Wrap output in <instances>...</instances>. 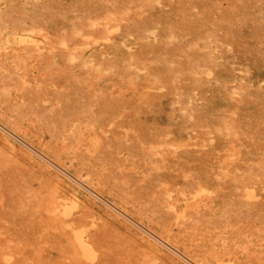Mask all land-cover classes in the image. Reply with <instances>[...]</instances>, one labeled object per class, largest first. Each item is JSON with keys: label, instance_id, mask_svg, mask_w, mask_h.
I'll use <instances>...</instances> for the list:
<instances>
[{"label": "rangeland", "instance_id": "rangeland-1", "mask_svg": "<svg viewBox=\"0 0 264 264\" xmlns=\"http://www.w3.org/2000/svg\"><path fill=\"white\" fill-rule=\"evenodd\" d=\"M24 1L26 3L24 4L25 6L22 4ZM6 7L8 9H6ZM0 8L3 13L1 15L3 19L0 16V19H2L0 22V30L3 28V33L0 34V39L2 38L0 40V44L2 45H0V56H2L0 57L2 62L0 65V73L2 74L3 70L4 72H7V70L11 72L9 74L8 72H3L4 75H0V77L2 76L0 79H4V76H8L5 77V82H0V84H2L0 88H7L6 90L1 89L0 91V97L3 98H0V107H2L0 113L6 112L7 114H1L2 118L0 116V264H225L227 261H232L233 264H264V166L262 168V165H264L262 164L264 161V153H261L262 148L264 151V80H262L264 77V0H0ZM14 9L15 12L17 11L16 13ZM19 10H21V12H25L24 10L31 12L29 13L26 11L22 14ZM33 11H35V15H33L36 16L34 17L36 19L32 16V18H29ZM27 13H29V16H26ZM24 14L26 15L23 16ZM40 14H43V18L42 16L39 17ZM44 14L54 20L47 19L48 16H44ZM16 16L20 19L16 20ZM106 16H108V21H106ZM6 19H8L9 22L6 21ZM30 19L33 22L34 20L38 22H34V25H31L32 29L30 26L31 23H27ZM91 19L93 21H91ZM4 21L6 24L7 22L9 24L6 25ZM17 21H22L21 25ZM45 21H47L48 26ZM15 22L16 25H14ZM24 22L25 24H23ZM52 22L55 24H52L55 26H53L55 29L49 25ZM69 22L70 24H74L70 25L68 24ZM37 24L38 28L36 26ZM76 24L79 28H77ZM44 25L46 26L44 27ZM7 26L8 28H6ZM107 27L111 29L109 30ZM140 27L142 28L140 29ZM70 29L73 30L71 31ZM10 30H16L19 33L15 39H12L10 35L12 31ZM21 31L33 34V38L28 37L22 39L26 34L20 33ZM35 31L36 33L34 34ZM38 34L40 35V39ZM45 35L49 37H45ZM11 39L13 41H11ZM12 42H14V44ZM23 42H29L27 45L30 47H27V45L25 46ZM20 44L25 47L23 48ZM15 45L17 49H20L19 52L15 50ZM113 45H115V49ZM6 46H8V48H5ZM35 46L36 50H34ZM9 47L13 48L10 49ZM31 47L33 49H31ZM48 51L49 54H47ZM76 51L77 53L75 54H77V57L74 55ZM81 51H83V53ZM157 51H161L160 53H164L163 55L166 57ZM15 52H17L16 55ZM80 52L82 54H80ZM12 53L14 54L12 55ZM63 54L67 56H63ZM4 55L7 59L4 58ZM11 55L13 57H11ZM78 55L82 58L80 56L78 57ZM156 55L161 56H159V58ZM119 56L122 57L123 65L125 61L128 63L126 65L125 62L126 69L122 65V62L119 63L121 60ZM170 56H172V61L168 60ZM63 57L64 59H62ZM67 57L68 60H65ZM9 58L13 59H11L13 63L15 62V64L12 62L9 63L10 66H8L10 68L7 66V61L10 60ZM164 58L167 60H164ZM206 59L209 61L207 62ZM75 60L77 61L75 62ZM141 60L144 61L142 62ZM203 61H206L205 64ZM223 61L225 63H223ZM78 62L80 63L79 66L77 65ZM191 62L196 63L193 65ZM116 63L117 65H115ZM149 63L155 66V68L152 66L154 69L151 67L153 70L149 67ZM187 63L188 65H193L191 68H193L192 71L195 70V72L191 71ZM199 63H202L200 67ZM210 63H212V65ZM139 64L141 65L139 66ZM109 65L111 67H109ZM113 65L117 66V68ZM217 65L219 67L225 65V68H227L225 70L221 67L223 71L220 70L221 68H218ZM6 66L8 68L7 70ZM11 66L13 68H11ZM17 66L19 68L22 66L24 67L20 68V71ZM146 66L153 71L154 75L152 71L145 68ZM15 67L19 71L15 69ZM122 67H124V70H121L123 69ZM187 67H189V69H187ZM229 67L231 70H228ZM24 68L27 70L25 71ZM158 68H160V71ZM169 68L172 69L174 74L173 76L171 75V81L169 74L172 73ZM156 69L157 71H155ZM166 69H169L167 71L169 73L168 76L167 73H165ZM163 70L164 72H161ZM227 70L234 73V75L231 73L232 77L234 76L233 79L232 77L230 78L231 74L227 72ZM13 71L15 75L12 74ZM17 71L18 75L20 74V78L16 76ZM120 71L123 73L126 71L128 73L123 74ZM201 71L204 73L202 76ZM22 72H24V74ZM148 74H150V76ZM155 74L157 76H155ZM11 75L12 77L14 76L13 79H11ZM193 75H195L194 77L200 75L198 77L199 79L197 78L196 81ZM148 76L149 81L147 79ZM165 76L167 79H165ZM211 76H214L215 79L213 78V80ZM254 76L258 81H256L257 79ZM218 77L221 79L217 80ZM227 77L229 80H227ZM6 78H8L9 81H6L8 80ZM205 78L206 81L209 80L206 82ZM16 79L22 80V82H20L22 84L19 85V80L17 81ZM24 79L26 81L28 79V82ZM114 79L116 82L115 84ZM14 80H16L18 84L15 83ZM6 82H9L8 85L12 83L15 84V86L7 87V84H4L6 85L5 87L3 83ZM222 82L225 84L224 87L220 86ZM244 82L249 84L246 85ZM250 83L252 84L251 86ZM188 89L189 94L186 92ZM233 89H236V93ZM238 89L244 93H238L240 92ZM245 90H247V94H251V90H253V92L251 95H247ZM20 91L22 93L19 95ZM254 92L255 96L253 95ZM21 94L24 95L23 98ZM5 95L10 97L7 98ZM180 96L182 99V96H184L183 100L186 102L182 99L180 102ZM12 99H14L13 102L11 101ZM7 100L9 104L6 102ZM174 100L176 102H174ZM16 101L20 102H17L18 107L15 106ZM235 101L236 103H234ZM258 101L263 103L260 104L259 102L256 104ZM182 102L184 105L181 104ZM13 103L14 106L11 105ZM226 103L230 108L235 107L232 110L230 108L227 109L228 107L225 106ZM185 105L187 108L190 107L189 110L187 109L189 113L187 117ZM219 105H222V108L219 107ZM236 106L238 107L236 108ZM4 108L7 111H5ZM14 108H16V110H14ZM178 109H181L182 113H184L183 117ZM219 109H226V113L228 110L230 111L226 115L225 112ZM8 110L10 112L12 110V112L9 113ZM13 111L17 113L14 114ZM174 111H176V113ZM27 112L28 115L26 118ZM217 112L218 115L215 116ZM18 113H20L21 117ZM169 113L172 114L173 117H170L171 115ZM219 113L220 115H225L220 116ZM12 114L16 117L17 115L19 116L16 118ZM8 115L10 117L6 120L5 118H7ZM79 116L82 118L78 119ZM185 117L187 121L184 120ZM206 117H209L210 121L207 120L208 118L204 121ZM216 117L219 119L217 120ZM220 117H223L224 121L220 119ZM227 117H231V120L229 119V121ZM22 118L24 119L23 121ZM69 118H72V120ZM175 118L178 120L175 121ZM10 119L12 122H14V120L17 121L11 125V122H9ZM76 119L78 121H76ZM181 120L185 122L182 123ZM219 120H221L223 124H218ZM7 121L9 124H6ZM82 121L85 123L83 124ZM171 121L173 124H171ZM166 122L168 125H165L166 127L170 126L169 129L168 127L166 128L165 125H162ZM207 122H209V124ZM227 122L230 123L228 127H226L227 124H225ZM17 123L20 125V127L18 126L20 130L13 126L16 125L17 127ZM61 123L64 126H62ZM75 123L77 124V128H74L76 127ZM160 123H162V127ZM186 123L187 126H191L185 127L184 124ZM201 123H204L205 126L203 124L201 125ZM97 124H99L98 126L100 127L97 128ZM180 124L181 126L183 125L181 128L179 127ZM220 124L223 126H219ZM176 125L178 127H176ZM68 126L73 127V129L70 128L68 131ZM88 126L89 130L86 129ZM25 127H27V129ZM63 127H66L67 131L66 128H64V130ZM90 127L92 130H90ZM257 127H260L258 129H260V133L263 134L259 133ZM59 128L60 130L62 129L60 134L56 132ZM84 128L89 133L86 130L83 133ZM33 129H35L36 132ZM164 129L166 130L163 131ZM27 130H29V133ZM80 130L86 137H83L84 135L79 132ZM97 130L100 131L98 132ZM51 131L53 132V137ZM91 131H93V133ZM163 132L168 133L166 134ZM67 133L68 135H73L75 138L65 135ZM57 134H59V137ZM91 134L94 135V137H92ZM183 134H185L186 137ZM161 135L163 136V140ZM175 135L176 138H174ZM179 135L184 137L181 138ZM25 136L27 138H25ZM261 136L263 138H261ZM56 137H58L59 140L65 137L71 139L65 138L66 140L63 139V142H61L58 141V138L56 140ZM80 137L86 139H83V144H86V146L82 144ZM178 137H180V140ZM44 139L45 143L47 142L48 144L54 145H57V143L61 145V143L65 144L66 142V146L63 144L60 146V149L59 145H49V153L47 152L49 151V146L47 143H44ZM78 139L81 143H78ZM87 139H90L88 140L90 143H84ZM53 140L57 141V143ZM68 140H72L73 142L71 141V143ZM174 140H178L180 143H175L176 141ZM260 140H262V142ZM37 142H39V144H37ZM54 147L58 150L60 149L59 152L61 153L57 152L55 149V156L53 154L51 156V152L53 153L51 149ZM64 147L65 149H63ZM43 148L48 150L46 151ZM91 148L93 150H91ZM72 151L76 154H73ZM256 151L260 153L258 154ZM46 152L48 154H46ZM83 153L85 155H83ZM250 153L252 155H250ZM257 154L259 156L261 154L262 157L260 158H263V161L257 157ZM57 155H59L60 158L56 157ZM247 155L249 159L246 157ZM73 156L74 158H72ZM79 156H84L85 161H83L84 157H82V160L80 158L83 162L76 159L79 158ZM252 157L256 158L257 161ZM55 158L59 159V161L64 159V161L61 160L59 162ZM87 159L89 164H87ZM76 160H78V162ZM70 161H72L71 163L73 164H71ZM76 162H80L78 164L80 166L76 168L79 170L81 167V172H78L79 174H77V170L75 172ZM134 162L139 164H135ZM217 162L220 163L221 166ZM247 162L250 165H248ZM92 163H94V166ZM259 163H261V166ZM223 164H225V167ZM251 164L252 166L256 164L261 170L263 169V172H261V170L258 171L256 168L257 166H254L255 169H252ZM89 165L94 167V173L91 171L93 170V168H91L92 166L90 167ZM214 165H217V169ZM88 166L92 173L88 171ZM82 167L85 168L83 169ZM137 168L145 170L141 174L142 170ZM64 170L67 173L63 172ZM252 170L254 173L257 171V173H252ZM135 171H137V174L141 177L138 176ZM248 172L251 173V176L248 175ZM68 174L71 175L69 176ZM133 175H137L143 179L138 178L137 180L136 176L134 179ZM88 176H90L91 179ZM102 176L104 179H108L103 180ZM252 176H255V178ZM237 177H245L244 180L240 178L245 183L241 180L238 181ZM260 177L263 179L261 180ZM213 178H215V180ZM256 178L258 179L256 180ZM129 179L133 181L131 182ZM207 179H213V181L216 182L211 181L213 184L212 186L210 185V181H206ZM247 179H250L249 182ZM101 180H103V182H101L100 185L99 182ZM129 181L131 182L129 184L134 185H128ZM169 181L171 183L173 182L171 185L176 181L175 185L171 187ZM236 181H238L239 184ZM257 181L259 182V188H257ZM108 182L110 184H108ZM217 182L219 183L217 184ZM165 183H168L167 186H169L165 188L164 192ZM231 183H234L235 186L233 184V187L236 188H233ZM120 184L125 187L122 186V188L119 186ZM98 185L100 186L98 187ZM102 185L104 187L103 189ZM216 185H218L217 187H219L218 189L220 190H216ZM207 186L210 188H207ZM211 186L213 188H211ZM106 187L109 189L106 190ZM202 187L203 190L207 189L203 192ZM237 187L239 190L240 188L243 189V193L240 192L242 195L238 193ZM124 188L125 190H130L129 195H126L128 191L126 192L123 190ZM153 188L156 190L152 191ZM185 188L190 189H187V191ZM248 188H250V190H248ZM117 189L118 191L122 189L125 193L121 190L122 193L120 191L119 193L121 194H119L117 193ZM174 189L178 190L176 191ZM256 189H258V191ZM206 191L208 192L207 194ZM153 192L157 198L153 197ZM168 192L169 194H167ZM196 192L200 193L197 194ZM116 193L119 197H113ZM157 193L164 194L161 196ZM122 194L124 197H121V199L120 195L123 196ZM157 195L161 197L159 196L158 199ZM176 195L180 196L178 197ZM201 195L205 196L199 197ZM256 195L258 196L256 197ZM130 196L132 198H128ZM171 196L172 198L175 196V201ZM25 197L26 200L24 199ZM241 197L246 199H242ZM125 198L136 200L133 202L130 200L129 202L127 199L128 202L127 200L124 202ZM161 198L163 199L160 200ZM183 199H185V201ZM163 200H165V202ZM194 200H198V204L196 202L194 203ZM126 202L128 205L125 204ZM209 202L210 204H208ZM211 202L213 204H211ZM234 202L237 203L235 204ZM241 202H243V204L246 203V205H242ZM21 203L25 205H21ZM27 203L28 205L29 203L31 204L28 206ZM203 203H205V207ZM140 204L142 206H138ZM143 204L145 206H143ZM194 204H197L198 206H196L198 208L195 207ZM131 205L137 206V208L135 209L134 206L132 207ZM174 205L175 209H173ZM36 206L37 208L40 206V209L38 208V210ZM189 206H191V208L193 207L190 211L193 212L195 210V213L189 212L190 214L187 215V209L190 208ZM206 207L209 208V210H205L204 208ZM132 208H134L135 211ZM42 209L44 212H42ZM139 209L146 210L147 212L144 211V213L147 216L149 215V217L143 212L140 213ZM163 209L165 211L170 210V212L172 211L173 213L168 211L165 212ZM203 209L204 212L201 211ZM129 211L132 212V214L129 213ZM157 211H159V213H157ZM137 212H139V215L134 216L135 213L138 214ZM149 212L153 215L152 219ZM43 213L47 217L49 215L51 216L47 218ZM140 214L144 216L142 215L141 217ZM172 215L176 220L172 218ZM181 216H183V219ZM157 217H159V219ZM44 218H47L45 219L46 222ZM67 218L74 224L68 223L69 220H67ZM138 218H140V220ZM149 218L150 220H155V222L157 221V223L150 222ZM48 220H51V222H48ZM167 220H170L171 223H166ZM214 220V223L221 225L222 228L216 224L212 226ZM58 222L59 224H57ZM163 222L167 225H164ZM227 222L230 226H227ZM146 223H148L149 229L146 228ZM50 224H53V226L51 227ZM63 224L64 226H61ZM224 224L227 227H225ZM58 226L59 229L57 228ZM70 226L74 228L69 229L71 228ZM162 226L163 228L161 229ZM62 227H64V230ZM169 227H172L174 230L172 228L170 230ZM65 228L68 230L67 232H69L68 235H66L67 237L64 234L67 233ZM84 228H86V230H84ZM219 228H221L222 232H220L221 230ZM153 229H156L157 232ZM164 229L168 230L167 234ZM74 230L80 231L84 235L85 240L90 245L92 244V248H95V257L92 259L85 258L76 253L77 250L75 248H77V246H74L75 241L73 238ZM159 231L164 232L166 235L163 233L161 234ZM84 232L86 233L84 234ZM59 233L63 236V241L58 236ZM69 235H72V238ZM171 235L176 239L174 240ZM182 235L184 237H181ZM165 236L168 237V240L165 239ZM91 237L93 238L92 241L95 242L89 239ZM185 237H188L189 241L187 238L185 239ZM178 238L179 241L181 239V241L183 240L184 242L177 241ZM172 239L173 243L175 242L174 244L172 243ZM188 242H190L191 245ZM194 242H196L197 247ZM65 244H69L74 250H68V248H71L67 247ZM186 244L190 245V247L195 245L194 247L195 251L197 250V254L192 246L193 248L189 247L190 249H188V251L190 250V255H187L186 251L188 245ZM96 245H98L97 247L99 249ZM183 246L186 248H183ZM203 247L204 249L206 247V250H204L205 252L203 251ZM184 249L186 250L183 251ZM193 251L195 252L194 256L192 254ZM208 251L210 253L213 252L211 254L213 257ZM99 252H102L100 254L101 256ZM216 253L218 254L216 255ZM196 255H198V258H196ZM214 255L219 256L220 261ZM185 258H188V260ZM214 258H217V261ZM81 260L83 261L81 262ZM203 260L206 261L204 262ZM84 261L87 263H84ZM192 261L193 263H191Z\"/></svg>", "mask_w": 264, "mask_h": 264}, {"label": "bare ground", "instance_id": "bare-ground-1", "mask_svg": "<svg viewBox=\"0 0 264 264\" xmlns=\"http://www.w3.org/2000/svg\"><path fill=\"white\" fill-rule=\"evenodd\" d=\"M21 1H22V0H21ZM8 2H9V1H8ZM8 2H6V3H8ZM26 2H27V1H26ZM28 2H29V1H28ZM9 4H11V3H9ZM19 4H20V3H19ZM22 4H23V6H25V5H24V4H26L25 1H24V3H22ZM22 4H20V5H22ZM6 5H8V4H6ZM17 5H18V4H17ZM3 7H5V6H3ZM17 7H18V6H17ZM11 8H12V7H11ZM0 9H1V8H0ZM2 9H5V8H2ZM6 9H8V8L6 7ZM35 9H36V8H35ZM28 10H29V9H28ZM30 10H31V9H30ZM37 10H38V9H37ZM37 10H36V12H37ZM11 11H13V10H11ZM19 11L21 12V10H19ZM24 11L26 12L27 10H24ZM31 11H32V10H31ZM31 11H27V12L30 13ZM38 11H39V10H38ZM14 12H15V9H14ZM16 12H17V11H16ZM16 12H15V13H16ZM20 12H19V13H20ZM25 12H21V13L23 14V13H25ZM34 12H35V11H33L32 14H31L30 16H29V13H27V15L24 14L23 16L26 15V16H29V18L32 16V17L34 18V17H36V16H34V15H35ZM40 12H41V10H40ZM126 12H128V11H126ZM7 13H8V12H7ZM7 13H6V14H7ZM10 13H12V12H10ZM2 14H3V13H2V11L0 10V16H1ZM33 14H34V15H33ZM9 15H10V14H9ZM12 15H13V14H12ZM37 15H38V14H37ZM5 16H6V15H5ZM17 16H18V15H17ZM17 16H16V17H17ZM21 16H22V15H21ZM23 16H22V17H23ZM41 16H42V18H43V14H40L39 17H41ZM44 16H48V15H45V14H44ZM32 17H31V18H32ZM37 17H38V16H37ZM39 17H38V18H39ZM106 17H107V19H106V18H104V19H106V21H108V16H106ZM1 18H2V16H1ZM10 18H11V17H10ZM45 18H46V17H45ZM48 18H49V20H52V19H53V18L50 19L49 16L47 17V19H48ZM91 18H94V17H91ZM2 19H3V18H2ZM2 19H0V22H1ZM14 19H15V18H14ZM17 19H20V18L17 17L16 20H17ZM34 19H36V18H34ZM16 20H15V21H16ZM21 20H24V19H21ZM40 20H41V19H40ZM45 20H46V19H45ZM53 20H54V19H53ZM89 20H90V19H89ZM98 20H99V18H98ZM6 21H8V19H6ZM25 21H27V20H25ZM47 21H48V20H47ZM47 21H45V22L47 23ZM91 21H93V20L91 19ZM104 21H105V20H104ZM104 21H103V22H104ZM8 22H9V21H8ZM8 22H7V24H9ZM17 22L21 25V22H22V21H21V22H20V21H17ZM29 22H30L31 24H30ZM32 22H33V21L30 19V21H28L27 23L30 24V26H31V25H34V22L38 23V22L35 21V20H34L33 24H32ZM45 22H44V23H45ZM99 22H100V21H99ZM99 22H98V23H99ZM109 22H110V20H109ZM111 22H112V21H111ZM4 23L6 24L5 21H4ZM92 23H93V22H92ZM104 23H105V22H104ZM7 24H6V25H7ZM23 24H25V22H24ZM52 24H54V23L52 22V23L49 24V25H51V26L53 27L55 24H54V25H52ZM68 24H70V22H69ZM71 24H74V23H71ZM71 24H70V25H71ZM112 24H113V23H112ZM0 25H1V24H0ZM14 25H16V22L14 23ZM20 25H19V26H20ZM46 25L48 26V23H47ZM46 25H44V27H45ZM110 25H111V24H110ZM36 26H37V28H38V24H37ZM40 26H41V25H40ZM64 26H66V25H64ZM64 26H63V27H64ZM76 26H77V24H76ZM107 26H108V25H107ZM0 27H1V26H0ZM10 27H11V25H10ZM13 27H14V26H13ZM54 27H55V26H54ZM54 27H53V28H54ZM61 27H62V26H61ZM111 27H112V26H111ZM114 27H115V26H114ZM144 27H145V26H144ZM6 28H8V26H7ZM25 28H26V25H25ZM40 28H41V27H40ZM49 28H50V26H49ZM70 28H71V26H70ZM72 28H73V26H72ZM77 28H79V27L77 26ZM141 28H142V27H140V29H141ZM2 29H3V28H2ZM2 29L0 30V34L3 33V32H2ZM9 29H10V28H9ZM11 29H13V28H11ZM14 29H15V28H14ZM19 29H20V28H19ZM28 29H30V28H28ZM28 29H25V30H28ZM31 29H32V26H31ZM54 29H55V28H54ZM54 29H52V30H54ZM60 29H61V28H60ZM67 29H68V28H67ZM74 29H75V28H74ZM107 29L110 30L111 28H108V27H107ZM116 29H117V27H116ZM16 30H17V28H16ZM16 30H10V31H12L11 34H10L11 37H12V39H13V38L15 39V38L17 37V34H19ZM20 30H21V29H20ZM20 30H19V31H20ZM23 30H24V29H23ZM42 30H43V29H42ZM57 30H58V29H57ZM63 30H64V29H63ZM70 30H71V29H70ZM72 30H73V29H72ZM72 30H71V31H72ZM76 30H77V29H76ZM109 30H108V31H109ZM155 30H156V29H155ZM155 30H154V32H155ZM50 31H51V30H50ZM41 32H42V31H41ZM154 32H153V33H154ZM9 33H10V32H9ZM20 33H25V34H26V36H25V37H22V39H25V38H28V37L33 38V34H31V33H29V32H24V31L22 32V31H21ZM35 33H36V31L34 32V34H35ZM74 33H75V32H74ZM151 33H152V30H151ZM5 35H6V34H5ZM5 35H4V36H5ZM10 35H8V36H10ZM22 35H23V34H22ZM38 35H39V34H38ZM49 35H50V34H49ZM0 36H1V35H0ZM46 36H48V35H45V37H46ZM48 37H49V36H48ZM105 37H106V36H105ZM41 38H42V37H41ZM137 38H138V37H137ZM1 39H2V38H1ZM1 39H0V40H1ZM4 39H5V38H4ZM12 39H11V41H13ZM39 39H40V35H39ZM47 39H48V38H47ZM65 39H66V38H65ZM104 39H105V38H104ZM16 40H17V39H16ZM16 40H15V41H16ZM36 40H37V39H36ZM45 40H46V39H45ZM57 40H58V39H57ZM107 40H108V39H107ZM2 41H6V40H2ZM9 41H10V40H9ZM91 41H93V40H91ZM17 42H18V41H17ZM17 42H16V43H17ZM98 42H99V41H98ZM117 42H118V41H117ZM121 42H122V41H121ZM0 43H1V41H0ZM10 43H11V42H10ZM12 43L14 44V42H12ZM23 43H25V44H24L25 46H26L27 44H29V42H28V43H27V42H23ZM23 43H22V44H23ZM35 43H36V42H35ZM42 43H43V42H42ZM44 43H45V42H44ZM49 43H50V42H49ZM49 43H48V44H49ZM114 43H115V42H114ZM132 43H133V41H132ZM5 44H6V43H5ZM8 44H9V43H8ZM31 44H34V43H31ZM45 44H47V43H45ZM67 44H68V43H67ZM95 44H96V43H95ZM112 44H113V43H112ZM0 45H1V44H0ZM20 45H21V44H20ZM24 45H21V46L24 48V47H25ZM38 45H40V44H38ZM69 45H70V44H69ZM71 45H72V43H71ZM115 45H116V44H115ZM115 45H113V47H114ZM118 45H119V44H118ZM1 46H2V45H1ZM21 46H18V47H21ZM31 46H32V45H31ZM33 46H34V45H33ZM120 46H123V45H120ZM15 47H16L15 50H18V52H19L20 49H17V46H16V45H15ZM22 47H21V48H22ZM27 47H30V46L27 45ZM5 48H8V46H6ZM9 48H10V47H9ZM12 48H13V47H12ZM12 48H10V49H12ZM40 48H41V47H40ZM83 48H85V47H83ZM119 48H120V47H119ZM122 48H123V47H122ZM10 49H9V50H10ZM31 49H33V48L31 47ZM79 49H80V48H79ZM85 49H86V48H85ZM112 49H113V48H112ZM112 49H111V50H112ZM114 49H115V47H114ZM120 49H121V48H120ZM166 49H167V48H166ZM166 49H165V51H166V53H167V50H166ZM34 50H36V46H35V49H34ZM37 50H38V47H37ZM80 50H83V49H80ZM118 50H119V49H118ZM7 51H8V49H7ZM77 51H78V50H77ZM77 51L74 52V55H76V57H77V54H75V53H77ZM120 51H121V50H120ZM5 52H6V50H5ZM8 52H9V51H8ZM81 52L83 53V51H81ZM81 52H80V54H82ZM157 52L160 53L161 51H160V52L157 51ZM162 52H163V51H162ZM16 53H17V52H15V55H16ZM67 53H68V52H67ZM67 53H66V54H67ZM78 53H79V52H78ZM113 53H114V52H113ZM119 53H120V52H119ZM158 53H157V54H158ZM2 54H3V53H2ZM10 54H11V52H10ZM13 54H14V53H12V55H13ZM19 54H20V53H19ZM19 54H18V55H19ZM47 54H49V51H48ZM66 54H65V55L63 54V56H67L69 53H68L67 55H66ZM117 54H118V53H117ZM160 54L163 55L164 53H160ZM169 54H170V53H169ZM0 55H1V53H0ZM6 55H7V54H6ZM12 55H11V57H13ZM20 55H21V54H20ZM70 55H71V53H70ZM70 55H69V57H70ZM118 55H119V54H118ZM118 55H117V57H118ZM167 55H168V54H167ZM4 56H5V55H4ZM79 56H80V55H78V57H79ZM83 56H84V55H83ZM97 56H98V55H97ZM120 56H121V55H120ZM120 56H119V57H120ZM156 56H157V55H156ZM156 56H155V57H156ZM159 56H161V55H158L157 57H159ZM163 56H165V55H163ZM0 57H2V56H0ZM48 57H49V55H48ZM73 57H74V56H73ZM80 57H81V56H80ZM155 57H152V58H155ZM165 57H166V56H165ZM171 57H172V56H170V58H169L168 60H171V59H172ZM4 58H6V56H5ZM44 58H45V57H44ZM81 58H82V57H81ZM120 58H121V60L119 61V63L123 61V60H122V57H120ZM159 58H160V57H159ZM159 58H158V60H159ZM167 58H168V57H167ZM211 58H212V57H211ZM6 59H7V58H6ZM9 59H10V60L7 61V62H8L7 66L9 65L10 62L13 63V61H11L12 58H9ZM62 59H64V57H63ZM69 59H71V58H69ZM118 59H119V58H118ZM144 59H145V58H144ZM146 59H147V58H146ZM149 59H151V58H149ZM161 59H162V58H161ZM165 59H166V58H164V60H165ZM207 59H209V58H207ZM207 59H206V61L208 62L209 60H207ZM12 60H13V59H12ZM14 60H15V58H14ZM65 60H68V57H67V59H65ZM79 60H80V59H79ZM82 60H83V59H82ZM94 60H95V59H94ZM94 60H92V61H94ZM125 60H126V59H125ZM151 60H152V59H151ZM151 60H150V61H151ZM156 60H157V59H156ZM166 60H167V59H166ZM172 60H173V59H172ZM172 60H171V61H172ZM204 60H205V59H204ZM213 60H214V58H213ZM47 61H48V60H47ZM76 61H77V60H75V62H76ZM141 61L143 62L144 60H141ZM146 61H148V60H146ZM154 61H155V60H154ZM190 61H191V60H190ZM190 61H189V62H190ZM193 61H194V60H193ZM206 61H205V62H206ZM211 61H212V60H211ZM220 61H221V60H220ZM0 62H1V60H0ZM70 62H72V61H70ZM75 62H74V64H75ZM80 62H81V61H80ZM83 62H84V60H83ZM88 62H89V61H88ZM94 62H95V61H94ZM94 62H93V63H94ZM125 62H126V61H125ZM125 62H124V65H123V62H122V65H123V66L125 67V69H126V65H127L128 63L126 62V65H125ZM130 62H131V61H130ZM130 62H129V63H130ZM159 62H160V61H159ZM163 62H164V61H163ZM199 62H201V61H199ZM205 62L203 61L204 64H205ZM93 63H91V64H93ZM95 63H96V62H95ZM95 63H94V64H95ZM99 63H100V62H99ZM101 63H102V62H101ZM132 63H134V62H132ZM144 63H145V62H144ZM144 63H142V64H144ZM147 63H148V62H147ZM156 63H157V62H156ZM191 63L194 65V63H196V62H194V63L191 62ZM197 63H198V62H197ZM212 63H213V62H212ZM212 63H210V64L212 65ZM214 63H215V62H214ZM223 63H225V62L223 61ZM1 64H2V62L0 63V65H1ZM13 64H15V62H14ZM79 64H80V63L78 62L77 65L79 66ZM152 64H153V62H152ZM154 64H155V63H154ZM158 64H159V63H158ZM192 64L188 65V63H187V65L190 67L191 71H192V69H193V68H191V67H193ZM200 64L202 65V63H199V67H200ZM216 64H217V63H216ZM221 64H222V63H221ZM3 65H4V64H3ZM3 65H2V66H3ZM18 65H19V64H18ZM97 65H98V63H97ZM111 65H112V64H111ZM115 65H117V63H116ZM115 65H113V66H114L115 68H117V66H115ZM120 65H121V64H120ZM140 65H141V64H139V66H140ZM149 65H150V63H149ZM156 65H157V64H156ZM191 65H192V66H191ZM7 66H6V70L8 69ZM9 66H10V65H9ZM9 66H8V67H9ZM12 66H13V65H12ZM12 66H11V68H13ZM86 66H87V65H86ZM88 66H89V65H88ZM90 66H91V65H90ZM93 66H94V65H93ZM129 66H130V65H129ZM135 66H138V65H135ZM139 66H138V67H139ZM152 66H153V65H150L149 67L151 68ZM4 67H5V66H4ZM22 67H24V66H22ZM22 67H20V68H22ZM109 67H111V66L109 65ZM114 67H113V68H114ZM118 67H119V66H118ZM124 67H122L123 69H121V70H124ZM141 67H142V66H141ZM153 67L155 68V66H153ZM153 67H152V68H153ZM157 67H158V65H157ZM189 67H187V69H189ZM195 67H196V66H195ZM207 67H208V66H207ZM213 67H214V66H213ZM217 67H218V68L223 67V69H225V70H226V68H227V67L225 68V65H224V66L222 65L221 67H219V66L217 65ZM249 67H250V66H249ZM1 68H3V67H1ZM9 68H10V67H9ZM17 68H19V67L17 66ZM17 68L15 67V69H17ZM20 68H19V70H20ZM92 68H94V67H92ZM104 68H105V67H104ZM120 68H121V66H120ZM120 68H119V70H120ZM127 68H128V67H127ZM130 68H131V67H130ZM145 68H147V66H146ZM150 68H149V69L147 68V70L152 71V70L154 69V68H153V69L151 68V69H152V70H151ZM165 68H166V67H165ZM167 68H168V67H167ZM214 68H215V67H214ZM218 68H217V69H218ZM3 69H4V68H3ZM15 69H14V71H15ZM24 69H25V68H24ZM95 69H96V68H95ZM158 69H159V71H160V68H158ZM169 69H171V68H169ZM169 69H166V70H165V71H166L165 73H167V76H168V74H169V73L167 72ZM212 69H213V68H212ZM212 69H211V70H212ZM223 69L221 68L220 70H223ZM229 69L231 70L230 67L228 68V70H229ZM17 70H18V69H17ZM19 70H18V71H19ZM26 70H27V69H25V71H26ZM127 70H128V69H127ZM213 70H214V69H213ZM215 70H216V69H215ZM218 70H219V69H218ZM218 70H216V71H218ZM220 70H219V71H220ZM228 70H227V72H229ZM248 70H249V69H248ZM250 70H251V69H250ZM14 71L12 72V74L14 73ZM18 71H17V73H16V74H17L16 76H18V77L20 78V74L18 75ZM20 71H21V70H20ZM23 71H24V70H23ZM25 71H24V72H25ZM128 71H129V70H128ZM155 71H157V69H156ZM223 71H224V70H223ZM3 72H4V70H3ZM3 72H2V74L0 73V75L3 76V75H4ZM7 72H8V70H7ZM7 72H4V73H7ZM24 72H22V73L24 74ZM120 72H121V71H120ZM145 72H149V71H145ZM161 72H164V70L161 71ZM161 72H160V73H161ZM170 72L172 73V74H169L170 81H171V80H172L171 75L173 76L174 74H173L172 69L170 70ZM188 72H189V71H188ZM192 72H195V70H193ZM202 72H203V71H201V73H202ZM220 72H221V71H220ZM227 72H225V73H227ZM9 73H11V72H8V74H9ZM19 73H20V72H19ZM22 73H21V74H22ZM121 73H123V72H121ZM125 73H128V72L124 71L123 74H125ZM152 73H153V71H152ZM197 73H198V72H197ZM201 73H199V74H201ZM215 73H216V72H215ZM229 73L231 74V73H233V72H229ZM229 73H228V74H229ZM42 74H43V73H42ZM161 74H162V73H161ZM191 74H192V73H191ZM203 74H204V73H202L201 76H202ZM205 74H207V73H205ZM211 74H212V73H211ZM228 74H227V75H228ZM248 74H249V73H248ZM6 75H7V74H6ZM13 75H15V74H13ZM27 75H28V74H27ZM112 75H113V74H112ZM114 75H115V74H114ZM118 75H119V72H118ZM129 75H130V74H129ZM148 75L150 76V74H148ZM153 75H154V73H153ZM197 75H198V74H197ZM216 75H221V74H216ZM233 75H234V73H233ZM250 75H253V74H250ZM2 76H1L0 78H2ZM9 76H10V75H9ZM16 76H15V77H16ZM23 76H25V75H23ZM149 76H148V78H147L148 81H149ZM151 76H152V75H151ZM155 76H157V75L155 74ZM194 76H195V75H193V78H196V81H197V78H198L200 75L197 76V77H194ZM243 76H244V75H243ZM5 77H8V76H4V79H5ZM11 77H12V75H11ZM11 77H10V78H11ZM13 77H14V76H13ZM13 77H12L11 79H13ZM116 77H117V74H116ZM116 77H115V79H116ZM208 77H209V76H208ZM211 77H212V76H211ZM220 77H223V76H220ZM220 77H218L217 80H220V79H221ZM231 77H232V74L230 75V78H231ZM233 77H234V76H233ZM233 77H232V79H233ZM248 77H249V76H248ZM254 77H255V76H254ZM16 78H17V77H16ZM23 78H24V77H23ZM26 78H27V76H26ZM113 78H114V77H113ZM151 78H152V77H151ZM173 78H175V77H173ZM201 78H202V77H201ZM213 78H214V76L212 77V79H213ZM223 78H226V77H223ZM223 78H222V79H223ZM249 78H250V77H249ZM255 78H256V77H255ZM4 79H0V82H1V83H2V82H5ZM6 79H8V78H6ZM14 79H15V78H14ZM115 79H114V84L116 83V82H115ZM163 79H164V78H163ZM165 79H167L166 76H165ZM198 79H199V78H198ZM203 79H204V78H203ZM203 79H201V80H203ZM214 79H215V78H214ZM214 79H213V80H214ZM250 79H251V78H250ZM250 79H249V80H250ZM256 79H257V78H256ZM1 80H2V81H1ZM3 80H4V81H3ZM16 80L18 81L19 79H16ZM16 80H14L15 83H17ZM24 80H25V79H24ZM110 80H111V79H110ZM157 80H158V79H157ZM193 80H194V79H193ZM208 80H209V79H208ZM208 80H207V81H208ZM210 80H211V79H210ZM223 80H224V79H223ZM223 80H221V81H223ZM227 80H229L228 77H227ZM262 80H264V77L262 78ZM6 81H9V79L6 80ZM12 81H13V80H12ZM25 81H26V80H25ZM111 81H112V80H111ZM116 81H117V80H116ZM141 81H143V80H141ZM153 81H154V80H153ZM170 81H168V82H170ZM196 81H195V82H196ZM205 81H206V78H205ZM207 81H206V82H207ZM256 81H258V79H257ZM10 82H11V81H10ZM14 82H13V83H14ZM20 82H22V80H21V81L19 80V82H18L19 85L22 84V83H20ZM26 82H28V79H27ZM112 82H113V81H112ZM151 82H152V81H151ZM156 82H157V81H156ZM165 82H166V80H165ZM202 82H203V81H202ZM216 82H219V81H216ZM226 82H227V81H226ZM226 82H225V83H226ZM8 83H9V82L3 83V85H4V84H7V87H8V86L13 87V85L15 86V84L10 83V85H8ZM18 83H17V84H18ZM162 83H163V82H162ZM166 83H167V82H166ZM251 83H252V82H251ZM251 83H250V86L252 85ZM253 83H255V82H253ZM17 84H16V85H17ZM131 84H132V83H131ZM200 84H201V83H200ZM217 84H218V83H217ZM220 84H221V83H220ZM244 84H246V82H244ZM248 84H249V83H247L246 85H248ZM0 85L2 86V84H0ZM163 85H164V84H163ZM226 85H227V84H226ZM229 85H230V84H229ZM236 85H237V84H236ZM236 85H235V86H236ZM242 85H243V84H242ZM1 86H0V87H1ZM4 86L6 87V85H4ZM17 86H18V85H17ZM161 86H162V85H161ZM218 86H219V85H218ZM220 86H223V87H224L225 84H223V82H222V85H220ZM227 86H228V85H227ZM237 86H238V85H237ZM240 86H241V85H240ZM240 86H239V87H240ZM22 87H23V86H22ZM22 87H21V88H22ZM26 87H27V83H26ZM242 87H243V86H242ZM14 88H15V87H14ZM19 88H20V86H19ZM23 88H24V87H23ZM233 88H234V87H233ZM235 88H236V87H235ZM1 89L6 90L7 88L5 89V88L2 87V88H0V91H1ZM11 89H12V88H11ZM240 89H241V88H240ZM19 90H20V89H19ZM233 90L235 91L236 89H233ZM238 90H239V89H238ZM242 90H243V89H242ZM13 91H14V90H13ZM223 91H224V90H223ZM231 91H232V90H231ZM239 91H240V92H238V93H244V92H241V90H239ZM251 91L253 92V90H251ZM254 91H255V90H254ZM14 92H15V91H14ZM186 92L189 94V89H188V91L186 90ZM229 92H230V91H229ZM246 92H247V90H245V93H246ZM252 92H251V94H252ZM0 93H1V92H0ZM8 93H9V92H8ZM20 93H22V92L20 91V92H19V95H20ZM183 93H184V92H183ZM187 93H186V94H187ZM232 93H233V92H232ZM235 93H236V91H235ZM4 94H5V92H4ZM4 94H3V95H4ZM17 94H18V93H17ZM23 94H24V93H23ZM227 94H228V93H227ZM233 94H234V93H233ZM246 94H247V93H246ZM246 94H245V95H246ZM248 94H250V93H248ZM248 94H247V95H248ZM251 94H250V95H251ZM6 95H9V94H6ZM6 95H5V96H6ZM12 95H13V93H12ZM12 95H11V97H12ZM183 95H184V94H183ZM253 95L255 96V92H254ZM15 96H17V95H15ZM21 96H22V98L24 97V95H22V94H21ZM26 96H27V95H26ZM189 96H190V95H189ZM229 96H230V95H229ZM6 97H7V96H6ZM6 97H5V99H6ZM9 97H10V96H9ZM9 97H7V98H9ZM182 97H183V99H184V96H182ZM185 97H186V95H185ZM0 98H1V97H0ZM15 98H16V97H15ZM19 98H20V96H19ZM26 98H28V97H26ZM253 98H254V97H253ZM1 99H3V98H1ZM20 99H21V98H20ZM20 99H19V100H20ZM29 99H30V98H29ZM174 99H175V98H174ZM176 99H177V98H176ZM176 99H175V100H176ZM181 99H182V98H181V96H180V100H179L180 102L183 100V99H182V100H181ZM186 99H187V97H186ZM13 100H14V99H12L11 101L13 102ZM15 100H16V99H15ZM175 100H174V102H176ZM177 100H178V99H177ZM189 100H190V99H189ZM253 100H254V99H253ZM259 100H260V99H259ZM1 101H2V100H1ZM4 101H5V100H4ZM9 101H10V99H9ZM183 101H185V100H183ZM260 101H262V100H260ZM260 101L256 102V104H258ZM2 102H3V101H2ZM6 102L8 103V100H7ZM14 102H15V101H14ZM17 102H19V101H16V105H15V106L18 105ZM24 102H25V101H24ZM24 102H23V103H24ZM27 102H28V101H27ZM174 102L172 101V104H173ZM180 102H179V103H180ZM185 102H186V101H185ZM253 102H254V101H253ZM19 103H20V102H19ZM157 103H158V102H157ZM188 103H189V102H188ZM192 103H193V102H192ZM227 103H228V102H227ZM227 103H226V105H225L226 107H228V106H227ZM231 103H232V101H231ZM234 103H236V101H235ZM262 103H263V102H262ZM262 103L260 102V104H262ZM4 104H5V102H4ZM4 104H3V106H4ZM8 104H9V103H8ZM24 104H25V103H24ZM181 104H183V102H182ZM229 104H230V103H229ZM232 104H233V103H232ZM0 105H1V102H0ZM11 105L14 106V103L11 104ZM11 105H10V106H11ZM151 105H153V104H151ZM173 105H174V104H173ZM173 105H172V106H173ZM183 105H184V104H183ZM187 105H188V104H187ZM189 105H190V104H189ZM191 105H192V104H191ZM230 105H231V104H230ZM230 105H229V106H230ZM233 105H234V104H233ZM233 105H232V106H233ZM253 105H254V103H253ZM253 105H252V106H253ZM5 106H7V105H5ZM179 106H181V105H179ZM185 106H186V105H185ZM185 106H184V107H185ZM223 106H224V105H223ZM255 106H256V105H255ZM255 106H254V107H255ZM7 107H8V106H7ZM17 107H18V106H17ZM152 107H154V106H152ZM219 107L222 108V105H221V106L219 105ZM234 107H235V106H234ZM234 107H232V108L228 107L227 109L230 108V109L232 110ZM237 107H238V106H236V108H237ZM239 107H240V104H239ZM256 107H257V106H256ZM1 108H2V107H0V109H1ZM5 108H6V107H5ZM5 108H4V110H5ZM12 108H13V107H12ZM177 108H179V107H177ZM177 108H176V109H177ZM189 108H190V107H189ZM189 108H187V106H186V110H185V111L187 112V114H186V112L184 111L185 114H186V117H187V115L189 114V113H188ZM236 108H235V109H236ZM8 109H10V108L8 107ZM18 109H20V108H18ZM182 109H183V108H182ZM187 109H188V110H187ZM4 110H3V111H4ZM14 110H16V108H14ZM170 110H171V108H170ZM179 110H180V112L182 113L181 109H178V111H179ZM213 110H214V109H213ZM219 110L222 111V112H225V111H226V109H223V110L219 109ZM5 111H7V110H5ZM8 111H9V110H8ZM19 111H21V110H19ZM75 111H76V110H75ZM171 111H172V110H171ZM216 111H218V110H216ZM216 111H214V112H216ZM220 111H218V112H220ZM229 111H230V110H228V112H229ZM235 111H236V110H235ZM256 111H257V110H256ZM11 112H12V110H11ZM11 112L9 111V113H11ZM13 112H14V111H13ZM22 112H23V111H22ZM25 112H26V111H25ZM174 112L176 113V111H174ZM211 112H212V111H211ZM218 112L215 113V116L218 115ZM222 112H220V113H222ZM228 112H227V113H228ZM3 113L6 114V112H2V113H0V116H1V114H3ZM15 113H17V112H14V114H15ZM20 113H21V112H20ZM20 113H18V114L20 115ZM23 113H24V112H23ZM170 113H172V112H170ZM170 113H169V114H170ZM175 113H174V114H175ZM220 113H219V115H220ZM225 113H226V112H225ZM227 113H226V115H227ZM231 113H232V112H231ZM14 114H12V115L14 116ZM172 114H173V113H172ZM172 114H170L171 116L168 115V114H167V115L170 116V117H173ZM210 114H211V113H210ZM210 114H209V116H210ZM6 115H7V114H6ZM19 115H17V117H18ZM21 115H22V113H21ZM21 115H20V117H21ZM27 115H28V112H27V114H26V118H27ZM175 115H176V114H175ZM178 115H179V114H178ZM181 115H182V117H183L184 113H182ZM223 115H225V114H223ZM223 115H220V116H223ZM228 116H230V115H228ZM231 116H232V115H231ZM5 117H7V116H5ZM9 117H10V116L8 115V117L5 118V119L7 120ZM14 117H16V116H14ZM17 117H16V118H17ZM70 117H71V116H70ZM72 117H73V116H72ZM186 117H185V119L183 118L185 121H187V120H186ZM210 117H211V116H210ZM217 117H218V116H217ZM217 117H216V118H217ZM1 118H2V116H1ZM23 118H24V117H23ZM23 118H22V121L24 120ZM80 118H82V117L79 116L78 119H80ZM155 118H156V117H155ZM178 118H179V117H178ZM180 118H181V116H180ZM207 118H208V119H207ZM213 118H214V117H213ZM213 118H212V120H213ZM227 118H228V117H227ZM3 119H4V116H3ZM19 119H21V118H19ZM62 119H63V118H62ZM69 119L72 120V118H69ZM172 119H173V118H172ZM175 119H176L175 121L178 120L177 118H175ZM200 119H201V118H200ZM206 119L209 120V117H206V118L204 119V121H205ZM218 119H219V118H217V120H218ZM220 119L223 120V117H220ZM224 119H225V117H224ZM229 119L231 120V117H229L228 120H229ZM10 120H11V119H10ZM10 120H9V122H11V125L14 124V123H16L15 121H17V120H14V122H12V120H11V121H10ZM25 120H26V119H25ZM71 120H70V121H71ZM160 120H161V119H160ZM173 120H174V119H173ZM212 120H211V122H212ZM230 120H229V121H230ZM19 121H20V120H19ZM19 121H18V122H19ZM27 121H28V119H27ZM64 121H66V120H64ZM67 121H69V120H67ZM76 121H78V120L76 119ZM79 121H80V120H79ZM83 121H84V120H83ZM83 121H82V122H83ZM161 121H162V120H161ZM169 121H170V120H169ZM169 121H168V123L170 124ZM181 121H182V120H181ZM185 121H182V123L185 122ZM199 121H200V120H199ZM201 121H202V120H201ZM209 121H210V120H209ZM219 121H221V120H219ZM219 121H218V124H219V123L223 124L222 121H221V122H219ZM223 121H224V120H223ZM1 122H2V121H1ZM9 122L7 121L6 124H7V123L9 124ZM72 122H74V121H72ZM171 122H172V121H171ZM214 122H215V121H214ZM65 123H66V122H65ZM77 123H79V122H77ZM84 123H85V122H83V124H84ZM95 123H96V121H95ZM176 123H177V122H176ZM180 123H181V122H180ZM204 123H206V122H204ZM204 123H201V125H202V124L204 125ZM207 123L209 124V122H207ZM212 123H213V122H212ZM4 124H5V123H4ZM6 124H5V126H6ZM20 124H21V123H20ZM61 124H62V123H61ZM66 124H69V123H66ZM75 124H76V123H75ZM79 124H80V123H79ZM81 124H82V123H81ZM91 124H92V121H91ZM161 124H162V123H160V126H161ZM165 124H167V122L164 123V124H162V125L164 126ZM171 124H173V122H172ZM215 124L218 125L217 123H215ZM221 124H220L219 126H223V125H221ZM225 124H227L226 127H228V124H230V123L227 122V123H225ZM27 125H28V124H27ZM31 125H32V124H31ZM71 125H72V123H71ZM98 125H99V124H97V128L100 127V126H98ZM167 125H168V124H167ZM188 125H189V124H188ZM13 126H14L15 128H17V129L20 130V128H18V126L20 127V125H18V123H17V127H16V125H13ZM23 126H24V125H23ZM59 126H60V124H59ZM62 126H64V125L62 124ZM78 126H79V125H78ZM83 126H84V125H83ZM93 126H94V125H93ZM174 126H175V123H174ZM182 126H183V125H182ZM182 126H181V124H180L179 127L181 128ZM184 126L186 127V126H187V123L184 124ZM189 126H191V125H189ZM189 126H187V127H189ZM204 126H205V125H204ZM8 127H9V126H8ZM10 127H11V126H10ZM14 127H13V128H14ZM57 127H58V126H57ZM66 127H67V126H66ZM66 127H63V129L66 128ZM68 127H69V126H68ZM161 127H162V126H161ZM165 127H166V125H165ZM167 127H168V126H167ZM167 127H166V128H167ZM169 127H170V126H169ZM169 127H168V129H169ZM176 127H178V126L176 125ZM185 127H184V128H185ZM217 127H218V126H217ZM230 127H231V126H230ZM13 128H12V130H13ZM25 128L27 129V127H25ZM25 128H24V129H25ZM31 128H32V126H31ZM33 128H34V127H33ZM70 128L73 129V127H69V128H68V131H69ZM74 128H77V124H76V127H74ZM172 128H173V126H172ZM198 128H199V127H198ZM218 128H219V127H218ZM220 128H221V127H220ZM258 128H260V127H257V129H258ZM4 129H5V128H4ZM21 129H22V127H21ZM29 129H30V128H29ZM57 129H58V128H57ZM86 129L89 130V126L86 127ZM86 129H85V128L83 129V133H84V131H85ZM178 129H179V128H178ZM188 129H189V128H188ZM195 129H197V128H195ZM215 129H216V127H215ZM6 130H7V129H6ZM10 130H11V129H10ZM33 130L35 131V129H33ZM59 130H60V128H59ZM59 130L56 131V132H59V134H60V132H62V131H61L62 129H61L60 131H59ZM64 130H65V129H64ZM64 130H63V131H64ZM87 130H86V131H87ZM90 130H92L91 127H90ZM100 130H101V129H100ZM100 130H99V131H100ZM165 130H166V129H164L163 131H165ZM170 130H171V129H170ZM172 130H173V129H172ZM179 130H180V129H179ZM182 130H183V129H182ZM185 130H186V129H185ZM185 130H184V131H185ZM218 130H219V129H218ZM229 130H230V129H229ZM259 130H260V129H258V131H259ZM16 131H18V130H16ZM27 131H28V133H29V130H27ZM31 131H32V130H31ZM31 131H30V132H31ZM66 131H67V128H66ZM72 131H73V130H72ZM74 131H75V130H74ZM97 131H98V130H97ZM99 131H98V132H99ZM136 131H137V130H136ZM159 131H160V129H159ZM161 131H162V128H161ZM187 131H188V130H187ZM221 131H222V130H221ZM263 131H264V130H263ZM21 132H22V131H21ZM23 132H24V131H23ZM35 132H36V131H35ZM79 132H81V130H80ZM87 132H88V131H87ZM91 132L93 133V131H91ZM174 132H175V131H174ZM174 132H173V133H174ZM180 132H181V131H180ZM188 132H189V131H188ZM199 132H200V131H199ZM260 132H261V131H259V133H260ZM33 133H34V132H33ZM52 133H53V132L51 131V135H52ZM65 133H66V132H65ZM74 133H75V132H74ZM83 133L81 132V134H83ZM88 133H89V132H88ZM163 133H166V134H167L168 132H163ZM163 133H162V134H163ZM170 133H172V132H170ZM256 133H257V132H256ZM38 134H39V133H38ZM59 134H57V136H58ZM63 134H64V132H63ZM70 134H71V133H70ZM99 134H100V133H99ZM160 134H161V133H160ZM160 134H159V135H160ZM181 134H182V132H181ZM185 134H186V133H185ZM185 134H183V135L185 136ZM257 134H258V133H257ZM260 134H263V133H260ZM25 135H26V134H25ZM30 135H31V133H30ZM55 135H56V134H55ZM61 135H62V134H61ZM61 135H60V137H61ZM65 135H67V136H71V135H68V133L65 134ZM77 135H78V134H77ZM79 135H80V134H79ZM83 135H84L83 137H86L85 134H83ZM87 135H88V134H87ZM89 135H90V134H89ZM91 135H92V134H91ZM96 135H97V134H96ZM164 135H165V134H164ZM23 136H24V133H23ZM37 136H38V135H37ZM53 136H54V135H52V137H53ZM62 136H63V135H62ZM72 136H73V135H72ZM72 136H71V138H72ZM75 136H76V133H75ZM81 136H82V135H81ZM161 136H162V135H161ZM166 136H167V135H166ZM177 136H178V135H177ZM179 136L181 137V135H179ZM184 136H182L181 138H183ZM259 136H260V135H259ZM31 137H32V136H31ZM41 137H42V135H41ZM58 137H59V136H58ZM58 137H56V140H57ZM78 137H79V136H78ZM92 137H94V135H92ZM92 137H91V139H92ZM95 137H96V136H95ZM180 137H178L179 140H180ZM185 137H186V136H185ZM25 138H27V137L25 136ZM37 138H38V137H37ZM39 138H40V137H39ZM43 138H44V137H43ZM65 138L71 139V138H69V137H65ZM65 138H63V139L66 140ZM73 138H75V137L73 136ZM80 138H81V140H82V144H83V139H84V140H86V139H85V138L82 139V137H80ZM87 138H88V136H87ZM97 138H98V137H97ZM99 138H100V137H99ZM159 138H160V137H159ZM164 138H165V137H164ZM174 138H176V135L174 136ZM174 138H173V139H174ZM261 138H263V137L261 136ZM30 139H31V138H30ZM33 139H34V138H33ZM40 139H41V138H40ZM54 139H55V138H54ZM63 139H60V140H59V138H58V141L63 142V141H62ZM28 140H29V137H28ZM51 140H52V139H51ZM78 140H79V139H78ZM88 140H90V139H87V141H84V143H85V142H89ZM98 140H99V139H98ZM158 140H159V139H158ZM160 140H161V138H160ZM162 140H163V136H162ZM30 141H31V140H30ZM34 141H35V140H34ZM36 141H37V140H36ZM53 141H54V140H53ZM53 141H52V143H53ZM68 141L71 142L72 140H68ZM75 141H76V140H75ZM99 141H100V140H99ZM174 141H176V140H174ZM182 141H183V140H182ZM260 141L262 142V140H260ZM54 142L57 143V141H54ZM64 142H65V141H64ZM72 142H73V141H72ZM72 142H71V143H72ZM96 142H97V141H96ZM161 142H162V141H161ZM161 142H160V143H161ZM177 142H178V140H177L175 143H177ZM261 142H259V143H261ZM44 143H45V139H44ZM46 143H47V142H46ZM46 143H45V144H46ZM68 143H69V142H68ZM78 143H81L80 140H79ZM89 143H90V142H89ZM92 143H93V142H92ZM94 143H95V142H94ZM101 143H102V142H101ZM101 143H100V144H101ZM157 143H159V142H157ZM178 143H180V142H178ZM259 143H258V144H259ZM35 144H36V143H35ZM37 144H39V142H37ZM42 144H43V143H42ZM63 144H64V143H63ZM63 144L61 143V145H63ZM65 144H66V142H65ZM65 144H64V145H65ZM69 144H70V143H69ZM47 145H48V146H49V145H53V146H58V145H59V148H60V146H61L59 143H57V145L50 144V143L48 144V143H47ZM47 145H45V146H47ZM83 145H84V144H83ZM88 145H89V144H88ZM92 145H93V144H92ZM96 145H97V144H96ZM96 145H94V146H96ZM260 145H261V144H260ZM36 146H37V145H36ZM45 146H44V147H45ZM65 146H66V145H65ZM84 146H86V144H85ZM89 146H90V145H89ZM42 147H43V146H42ZM263 147H264V146H263ZM47 148H48V147H47ZM57 148H58V147H57ZM258 148H259V147H258ZM261 148H262V145H261ZM32 149H33V147H32ZM43 149L46 150V151L49 149V151H47V152L50 153V146H49L48 149H45V148H43ZM55 149H56L55 147L51 149V151H53V153L51 152V156H52V154L55 156V154H54ZM60 149H61V148H60ZM60 149H59V150L56 149L57 152H59ZM63 149H65V147H64ZM68 149H69V148H68ZM68 149H67V151H68ZM85 149H86V147H85ZM97 149H98V148H97ZM256 149H257V147H256ZM259 149H260V148H259ZM44 150H43V151H44ZM91 150H93V149L91 148ZM254 151H255V149H254ZM257 151H258V149H257ZM257 151H256V152H257ZM259 151H260V150H259ZM47 152H46V154H48ZM57 152H55V153H57ZM72 152H73V151H72ZM86 152H87V151H86ZM256 152H255V154H256ZM262 152L264 153L263 148H262L261 153H262ZM43 153H44V152H43ZM59 153H61V152H59ZM233 153H234V152H233ZM252 153H254V152H252ZM257 153L259 154L260 152H257ZM73 154H76V153L73 152ZM157 154H158V153H157ZM246 154H247V153H246ZM258 154H257V155H258ZM62 155H64V154H62ZM62 155H61V156H62ZM77 155H78V154H77ZM77 155H76V156L74 155V156H75V157H78ZM79 155H81V154H79ZM83 155H85V154L83 153ZM151 155H152V154H151ZM165 155H166V154H165ZM250 155H252V154L250 153ZM250 155H249V157H250ZM263 155H264V154H263ZM71 156H72V155H71ZM74 156H73L72 158H74ZM56 157H59V158H60L59 155H57ZM62 157H63V156H62ZM82 157H84V156H82ZM82 157L79 156V158H76V159H79V160H80V158H81V160H82ZM246 157L248 158V155H247ZM254 157H255V155H254ZM254 157H252V158H254ZM257 157L260 158V157H262V156H261V154H260V156L258 155ZM263 157H264V156H263ZM53 158H54V157H53ZM72 158H71V160H72ZM86 158H87V157H86ZM55 159H57V158H55ZM83 159H84L83 161H85V157H84ZM88 159H89V158H88ZM88 159H87V162H88V163L86 162L87 164H89ZM245 159H246V158H245ZM248 159H249V158H248ZM248 159H247V160H248ZM250 159H251V158H250ZM260 159H261V158H260ZM262 159H263V158H262ZM262 159H261V160H262ZM61 160H62V159H61ZM61 160H60V161H61ZM81 160H80V162H83V161H81ZM247 160H246V161H247ZM252 160H253V159H252ZM254 160L257 161L256 158H254ZM263 160H264V159H263ZM263 160H262V161H263ZM57 161H59V159H57ZM60 161H59V162H60ZM62 161H64V159H63ZM67 161H68V160H67ZM76 161L78 162V160H76ZM94 161H95V160H94ZM94 161H93V162H94ZM218 161H220V160H218ZM246 161H245V162H246ZM262 161H261V162H262ZM71 162H72V161H70V163H71ZM73 162H74V161H73ZM77 162L75 163V164H77V165H76L77 167L75 166V172H76V170H77V174H79V173L81 172V171H80L81 167L79 168V170L76 169V168H78V166H80V165H78L80 162H79V163H77ZM91 162H92V161H91ZM91 162H90V164H91ZM96 162H97V161H96ZM254 162H255V161H254ZM258 162H259V161H258ZM134 163H135V164H139V163H137V162H134ZM162 163H163V162H162ZM217 163H218V162H217ZM251 163H252V161H251ZM255 163H256V162H255ZM63 164H64V163H63ZM66 164H67V163H66ZM71 164H73V163H71ZM83 164H84V163H83ZM96 164H97V163H96ZM132 164H133V163H132ZM218 164L221 166L220 163H218ZM247 164H248V162H247ZM256 164H257V163H256ZM256 164H253V165L256 167V166L258 165V164H257V165H256ZM260 164H261V163H259V165H260ZM262 164H264V161H263ZM64 165H65V164H64ZM92 165L94 166V163H92ZM92 165H91V166H92ZM163 165H164V164H163ZM224 165H225V164H223V166H224ZM245 165H246V163H245ZM248 165H250V164H248ZM248 165H247V166H248ZM85 166L87 167L86 164H85ZM89 166H90V165H89ZM89 166H88V171H90V170H89ZM91 166H90V167H91ZM93 166L91 167V168H93V170H91V171L94 173V170H95V169H94ZM97 166H98V164H97ZM138 166H139V165H138ZM214 166H215V165H214ZM247 166H246V167H247ZM254 166H252V164H251V168H252V169L254 168ZM260 166H261V165H260ZM263 166H264V165H262V168H263ZM139 167H140V166H139ZM141 167H142V166H141ZM216 167H217V165L215 166V168H216ZM224 167H225V166H224ZM249 167H250V166H249ZM249 167H248V168H249ZM64 168H65V167H64ZM66 168H67V167H66ZM82 168H83V167H82ZM84 168H85V167H84ZM84 168H83V169H84ZM91 168H90V169H91ZM95 168H96V167H95ZM132 168H133V166H132ZM215 168H214V169H215ZM248 168H247V170H248ZM251 168H250V170H251ZM256 168H257L258 171L261 170L258 166H257ZM73 169H74V168H73ZM96 169H97V168H96ZM137 169L142 170V169H140V168H137ZM216 169H217V168H216ZM219 169H220V168H219ZM222 169H223V167H222ZM224 169H225V168H224ZM254 169H255V168H254ZM61 170H62V169H61ZM70 170H72V169H70ZM97 170H98V169H97ZM135 170H136V168H135ZM139 170H138V171H139ZM144 170H145V169H144ZM144 170H142L141 174L144 172ZM73 171H74V170H73ZM91 171H90V172H91ZM248 171H249V170H248ZM255 171H256V170H255ZM63 172H65V170H64ZM78 172H79V173H78ZM92 172H91V173H92ZM98 172H99V170H98ZM139 172H140V171H139ZM261 172H263V169L261 170ZM261 172H260V173H261ZM61 173H62V172H61ZM65 173H67V172H65ZM135 173L137 174V171H135ZM252 173H254L253 170H252ZM256 173H257V171H256L254 174H256ZM63 174H64V173H63ZM77 174H76V175H77ZM86 174H87V173H86ZM88 174H89V173H88ZM133 174H134V173H133ZM250 174H251V173L248 172V175H250ZM258 174H259V173H258ZM261 174H262V173H261ZM68 175H69V174H68ZM70 175H71V174H70ZM70 175H69V176H70ZM91 175H92V174H91ZM102 175H103V174H102ZM137 175L140 176L139 174H137ZM137 175H135V176H136V179L138 180V178H140L141 176L138 177ZM248 175H247V176H248ZM74 176H75V175H74ZM77 176H78V175H77ZM96 176H97V172H96ZM127 176H128V175H127ZM133 176H134V175H133ZM135 176H134V179H135ZM247 176H246V177H247ZM250 176H251V175H250ZM257 176H258V175H257ZM66 177H67V176H66ZM71 177H72V176H71ZM85 177H86V176H85ZM85 177H84V178H85ZM88 177H90V176H88ZM100 177H101V176H100ZM100 177H99V178H100ZM104 177H105V176H104ZM252 177L255 178V176H252ZM262 177H263V176H262ZM68 178H69V177H68ZM74 178H75V177H74ZM102 178H103V176H102ZM210 178H212V177H210ZM237 178H238V179H237L238 181H239V180L242 181V179L244 180L245 177H244V178H242V177H237ZM240 178H242V179H240ZM247 178H248V177H247ZM260 178H261V177H260ZM65 179H66V178H65ZM78 179H79V178H78ZM90 179H91V177H90ZM96 179H97V177H96ZM107 179H108V178H107ZM107 179H106V178H105V179L103 178V180H107ZM131 179H132V177H131ZM140 179H143V178H140ZM213 179L215 180V178H213ZM213 179H212V180H210V179L208 180V179H207L206 181H208V182L210 181V183H211V181H212V182H216V181H213ZM257 179H258V178H256V180H257ZM262 179H263V178H261V180H262ZM70 180H71V179H70ZM92 180H93V179H92ZM103 180H101V181L99 182L100 185H101V182H103ZM126 180H128V179H126ZM129 180H130V179H129ZM216 180H217V179H216ZM247 180H248V179H247ZM249 180H250V179H249ZM249 180H248V182H249ZM73 181H74V180H73ZM89 181H91V180H89ZM89 181H88V182H89ZM97 181H99V180H97ZM108 181H109V180H108ZM130 181L132 182L133 180H130ZM130 181L128 182V185H130V186L134 185V184H132V185L129 184V183H131ZM134 181H135V180H134ZM143 181H144V180H143ZM165 181H166V180H165ZM232 181H233V180H232ZM238 181H236V182H238ZM245 181H246V180H245ZM258 181H259V180H258ZM258 181H257V183H258V187H257V188H259V182H260V181H259V182H258ZM109 182H111V181H109ZM109 182H108V184H110ZM112 182H113V181H112ZM114 182H115V181H114ZM138 182H139V181H138ZM169 182H170V181H169ZM175 182H176V181H175ZM175 182H174L173 185H175ZM233 182H234V181H233ZM236 182H235V183H236ZM242 182H243V181H242ZM242 182H241V184H242ZM248 182H247V183H248ZM255 182H256V181H255ZM261 182H262V181H261ZM89 183H90V182H89ZM93 183H94V182H93ZM99 183H98V184H99ZM136 183H137V182H136ZM136 183H135V184H136ZM172 183H173V182H172ZM172 183H171V182L169 183L171 187L173 186V185H171ZM210 183H209V184H210ZM218 183H219V182H217V184H218ZM243 183H245V182H243ZM252 183H253V182H252ZM263 183H264V182H263ZM86 184H87V182H86ZM86 184H85V185H86ZM90 184H92V183H90ZM102 184H103V183H102ZM106 184H107V183H106ZM123 184H124V183H123ZM165 184H166V183H165ZM167 184H168V183H167ZM167 184L164 186V192H165V188H168V186H169V185L167 186ZM202 184H203V183H202ZM202 184H201V185H202ZM209 184H208V186H209ZM231 184H232V183H231ZM231 184H230V185H231ZM233 184H234V183H233ZM233 184H232V187H233ZM236 184H237V183H236ZM238 184H239V182H238ZM100 185H98V187H99ZM126 185H127V184H126ZM176 185H177V184H176ZM205 185H206V184H205ZM210 185L213 186L212 183H211ZM244 185H245V184H244ZM253 185H254V184H253ZM74 186H75V185H74ZM104 186H105V185H104ZM109 186H110V185H109ZM109 186H107V187H109ZM114 186H115V185H114ZM119 186L122 187V186H124V185H121V184H120ZM178 186H179V185H178ZM178 186H177V187H178ZM181 186H182V184H181ZM208 186H207V188H210V187H208ZM212 186H211V188H213ZM217 186H218V185H216L215 187H217ZM234 186H235V184H234ZM245 186H246V185H245ZM261 186H262V185H261ZM92 187H93V186H92ZM98 187H97V189H98ZM107 187H106V190H108V189H109L110 187H112V186H110L108 189H107ZM116 187H117V186H116ZM124 187H125V186H124ZM134 187H135V186H134ZM187 187H189V186H187ZM195 187H196V186H195ZM197 187H198V185H197ZM239 187H240V186H239ZM86 188H88V187H86ZM89 188H90V186H89ZM94 188H96V187H94ZM100 188H101V187H100ZM103 188H104V187H103V185H102V189H103ZM112 188H113V187H112ZM114 188H115V187H114ZM122 188H123V187H122ZM174 188H175V187H174ZM178 188H179V187H178ZM180 188H181V187H180ZM192 188H193V187H192ZM198 188H199V187H198ZM204 188H205V187H204ZM207 188H206V189H207ZM218 188H219V187H217L216 190H220V189H218ZM230 188H231V186H230ZM233 188H236V187H233ZM233 188H232V189H233ZM237 188H238V187H237ZM241 188H242V186H241ZM241 188H240L241 191H240L239 188H238V191H239L238 193H240V192L243 191V189H241ZM255 188H256V187H255ZM118 189H119V187H118ZM118 189H117V191H118ZM153 189H154V188H153ZM153 189H152V191H155V190H156V189H154V190H153ZM185 189H186V188H185ZM187 189H190V188H187ZM187 189H186V190H187ZM206 189H204V190H206ZM75 190H76V189H75ZM81 190H82V189H81ZM88 190H89V189H88ZM110 190H111V189H110ZM114 190H116V189H114ZM121 190H122V189H121ZM121 190H119L117 193H119ZM123 190H125V188H124ZM123 190H122V191H123ZM161 190H162V189H161ZM168 190H169V189H168ZM168 190H167V191H168ZM172 190H173V188H172ZM174 190L177 191L178 189H174ZM186 190H185V191H186ZM202 190H203V187H202ZM204 190H203V192H204ZM248 190H250V188H248ZM256 190L258 191V189H256ZM95 191H96V190H95ZM98 191H99V190H98ZM111 191H112V190H111ZM122 191H121V193H122ZM125 191H126V192L128 191V193H126V195H127V194L129 195L130 190H129V189H126ZM159 191H160V190H159ZM187 191H188V190H187ZM187 191H186V192H187ZM189 191H190V190H189ZM193 191H194V188H193ZM193 191H192V192H193ZM197 191H199V190H197ZM200 191H201V189H200ZM207 191H209V190H207ZM207 191H206V194L208 193ZM214 191H215V190H214ZM214 191H213V192H214ZM235 191H236V189H235ZM257 191H256V192H257ZM16 192H17V191H16ZM88 192H89V191H88ZM92 192H93V190H92ZM96 192H97V191H96ZM101 192H102V191H101ZM105 192H106V191H105ZM108 192H109V191H108ZM113 192H114V191H113ZM123 192H124V191H123ZM157 192H158V190H157ZM186 192H185V193H186ZM236 192H237V191H236ZM94 193H95V192H94ZM106 193H107V192H106ZM114 193H115V192H114ZM117 193L114 194L115 196H113V197H116V196H117ZM121 193H119V194H121ZM124 193H125V192H124ZM124 193H123V194H124ZM153 193H154V192H153ZM153 193H151V194H153ZM160 193H161V192H160ZM160 193H157V194H160ZM172 193H173V192H172ZM177 193H178V192H177ZM196 193H197V192H196ZM199 193H200V192H199ZM199 193H197V194H199ZM201 193H202V192H201ZM210 193H211V192H210ZM216 193H217V191H216ZM218 193H219V192H218ZM238 193H237V195H238ZM242 193H243V192H242ZM102 194H103V193H102ZM119 194H118V195H119ZM123 194H122V195H123ZM162 194H164V193H162ZM162 194H160V195L162 196ZM167 194H169V192H168ZM167 194H166V195H167ZM182 194H183V193H182ZM202 194H203V193H202ZM240 194H241V193H240ZM240 194H239V198H240ZM248 194H249V193H248ZM93 195H94V194H93ZM126 195H125V196H126ZM130 195H133V194H130ZM160 195H159V196H160ZM174 195H175V194H174ZM183 195H184V194H183ZM241 195H242V194H241ZM102 196H103V195H102ZM110 196H111V194H110ZM157 196H158V195H157ZM159 196H158V199H159ZM161 196H160V197H161ZM176 196H178V195H176ZM179 196H180V195H179ZM179 196H178V197H179ZM202 196H203V195H201V196H199V197H202ZM204 196H205V195H204ZM204 196H203V197H204ZM249 196H250V195H249ZM257 196H258V195H256V197H257ZM18 197H19V196H18ZM26 197H27V196H26ZM26 197L24 198L25 200H26ZM117 197H119V196H117ZM121 197H124V195H123V196L120 195V198H121ZM153 197H154V198L156 197L155 193H154V196H153ZM163 197H164V195H163ZM194 197H195V196H194ZM194 197H193V199H194ZM213 197H216V196H213ZM237 197H238V196H237ZM250 197H252V196H250ZM20 198H21V197H20ZM101 198H102V197H101ZM128 198H132V197L130 196V197H128ZM128 198H125V199H124V202H125V200H127ZM154 198H153V199H154ZM156 198H157V197H156ZM171 198H172V196H171ZM174 198H175V196H174ZM174 198H172V199H174ZM180 198H181V197H180ZM241 198H242V197H241ZM243 198H244V197H243ZM243 198H242V199H243ZM52 199H53V198H52ZM104 199H106V198H104ZM116 199H117V198H116ZM121 199H122V198H121ZM158 199H157V200H158ZM162 199H163V198H161L160 200H162ZM175 199H176V198H175ZM175 199H174V201H175ZM231 199H232V198H231ZM242 199H241V200H242ZM244 199H246V198H244ZM254 199H256V198H254ZM18 200H19V199H18ZM22 200H23V198H22ZM22 200H20V201H22ZM119 200H120V199H119ZM128 200H129V199H128ZM128 200H127V202H128ZM130 200H131V199H130ZM130 200H129V202H130ZM135 200H136V199H135ZM135 200L133 199V200H131V201L133 202V201H135ZM168 200H169V199H168ZM178 200H179V199H178ZM180 200H181V199H180ZM183 200L185 201V199H183ZM188 200H191V199H188ZM20 201H19V202H20ZM104 201H105V200H104ZM114 201H115V199H114ZM121 201H122V200H121ZM155 201H156V199H155ZM163 201L165 202V200H163ZM163 201H162V203H163ZM171 201H172V200H171ZM171 201H170V203H171ZM176 201H177V200H176ZM199 201H200V199H199ZM242 201H243V200H242ZM107 202H108V201H107ZM116 202H117V201H116ZM122 202H123V201H122ZM127 202H126L125 204L128 205ZM193 202H194V203H195V202L197 203L198 200H196V201L194 200ZM245 202H246V201H245ZM249 202H250V201H249ZM17 203H18V202H17ZM24 203H25V201H24ZM24 203H21V205H25ZM38 203H39V202H38ZM109 203H110V202H109ZM112 203H113V202H112ZM138 203H139V202H138ZM181 203H182V202H181ZM184 203H185V202H184ZM191 203H192V201H191ZM234 203L236 204L237 202H234ZM30 204H31V203H29V205H30ZM36 204H37V203H36ZM129 204H130V203H129ZM131 204H132V203H131ZM160 204H161V203H160ZM174 204H175V203H174ZM187 204H188V202H187ZM187 204H186V205H187ZM192 204H193V203H192ZM197 204H198V203H197ZM197 204H194V206L197 207V206H198ZM203 204H204V207H205V203H203ZM208 204H210V202H209ZM208 204H206V205H208ZM211 204H213V203L211 202ZM227 204H228V203H227ZM232 204H233V203H232ZM235 204H233V205H235ZM238 204H239V203H238ZM241 204H242V205H246V203L243 204V202H241ZM19 205H20V203H19ZM27 205H28V203H27ZM29 205H28V206H29ZM37 205H39V204H37ZM119 205H120V204H119ZM136 205H137V204H136ZM161 205H162V204H161ZM163 205H164V204H163ZM167 205H168V204H167ZM167 205H166V206H167ZM190 205H191V204H190ZM196 205H197V206H196ZM199 205H200V204H199ZM201 205H202V204H201ZM239 205H240V204H239ZM42 206H43V205H42ZM111 206H112V205H111ZM124 206H126V205H124ZM131 206L133 207L134 205H131ZM138 206H142V205L140 204V205H138ZM143 206H145V205L143 204ZM191 206H192V205H191ZM191 206H189V207H190L189 209L186 208V209L188 210V211H187V215L190 214L189 212H192V211H190V209H191V210L193 209V207L191 208ZM39 207H40V206H39ZM39 207H38V208H39ZM114 207H115V206H114ZM120 207H121V206H120ZM129 207H130V206H129ZM163 207H164V206H163ZM170 207H171V206H170ZM209 207H210V206H209ZM242 207H243V206H242ZM36 208H37V206H36ZM38 208H37V209H38ZM48 208H49V207H48ZM123 208H124V207H123ZM134 208L136 209L137 206H134ZM134 208H132V209L134 210ZM138 208H139V207H138ZM142 208H144V207H142ZM165 208H166V207H165ZM182 208H183V207H182ZM197 208H198V207H197ZM39 209H40V208H39ZM39 209H38V210H39ZM55 209H56V208H55ZM55 209H54V211H55ZM58 209H59V208H58ZM60 209H61V208H60ZM144 209H146V208H144ZM157 209H158V208H157ZM171 209H172V208H171ZM173 209H175V205H174V208H173ZM194 209H195V208H194ZM204 209H205V210H206V209L209 210V208H207V207L204 208ZM204 209L201 210V211L204 212ZM249 209H250V208H249ZM35 210H36V209H35ZM71 210H72V208H71ZM115 210H116V209H115ZM124 210H125V208H124ZM139 210H140V209H139ZM142 210H143V209H142ZM142 210H140V213H142V212L144 213V211L147 212L146 210H143V211H142ZM148 210H149V209H148ZM151 210H153V209H151ZM199 210H200V209H199ZM214 210H216V209H214ZM45 211H46V210H45ZM125 211H126V210H125ZM134 211H135V210H134ZM136 211H137V210H136ZM153 211H154V210H153ZM160 211H161V210H160ZM163 211H165V210L163 209ZM166 211H168V210H166ZM166 211H165V212H166ZM173 211H175V210H173ZM181 211H182V210H181ZM194 211H195V210H194ZM194 211H193V212H194ZM201 211H200V214H201ZM38 212H39V211H38ZM42 212H44L43 209H42ZM49 212H50V211H49ZM168 212H170V210H169ZM171 212H172V211H171ZM171 212H170V213H171ZM175 212H176V211H175ZM175 212H174V213H175ZM177 212H178V211H177ZM193 212H192V213H193ZM210 212H211V211H210ZM40 213H41V212H40ZM61 213H62V212H61ZM119 213H120V212H119ZM121 213H122V212H121ZM126 213H127V212H126ZM129 213L132 214V212H130V211H129ZM137 213H138V214L135 213L134 216L139 215V212H137ZM149 213H150V212H149ZM153 213H154V212H153ZM153 213H152V214H153ZM157 213H159V211H157ZM172 213H173V212H172ZM194 213H195V212H194ZM196 213H197V212H196ZM43 214H44V213H43ZM46 214H47V213H46ZM133 214H134V213H133ZM144 214H145V213H144ZM167 214H169V213H167ZM176 214H177V213H176ZM198 214H199V212H198ZM218 214H220V213H218ZM44 215H45V214H44ZM62 215H64V214H62ZM70 215H71V213H70ZM140 215H141V214H140ZM142 215H143V214H142ZM142 215H141V217H142ZM145 215H146V214H145ZM173 215H174V214H173ZM173 215H172V218H173ZM183 215H184V214H183ZM220 215H221V214H220ZM45 216H46V215H45ZM49 216H51V215H49ZM49 216H48V217H49ZM130 216H131V215H130ZM143 216H144V215H143ZM146 216H147V215H146ZM150 216H151V219H152V216H153V215H151V213H150ZM157 216H158V215H157ZM169 216H170V215H169ZM185 216H186V215H185ZM43 217H44V216H43ZM46 217H47V216H46ZM48 217H47V218H48ZM52 217H53V215H52ZM75 217H76V216H75ZM138 217H139V216H138ZM141 217H140V218H141ZM147 217H149V215H148ZM154 217L156 218L155 215H154ZM159 217H160V216H159ZM159 217H157V218L159 219ZM165 217H167V216H165ZM175 217H176V216H175ZM179 217H180V216H179ZM47 218H44V220L47 219ZM59 218H60V216H59ZM71 218H72V217H71ZM135 218H136V217H135ZM135 218H134V219H135ZM140 218H138V219L140 220ZM143 218H144V217H143ZM181 218L183 219V216H181ZM54 219H55V218H54ZM130 219H131V218H130ZM141 219H142V218H141ZM158 219H157V220H158ZM168 219H169V218H168ZM173 219H174V218H173ZM51 220H52V218H51ZM51 220H48V222H49V221L51 222ZM67 220H69V218H67ZM132 220H133V219H132ZM149 220H150V218H149ZM161 220H162V219H161ZM161 220H160V222H161ZM170 220H172V219H170ZM170 220H169V221H170ZM174 220H176V219H174ZM174 220H173V221H174ZM75 221H76V220H75ZM145 221H146V220H145ZM151 221H152V223L155 222V220H154V221H153V220H150V222H151ZM163 221H164V219H163ZM169 221L167 220L166 223H167V222H168V223H171V221H170V222H169ZM218 221H219V220H218ZM221 221H222V220H221ZM45 222H46V220H45ZM52 222H53V221H52ZM139 222H140V221H139ZM147 222L149 223L148 220H147ZM174 222H175V221H174ZM214 222H215V220L212 222V226H214L213 224H216V223H214ZM216 222H217V221H216ZM228 222H229V221H228ZM228 222H227V226H230V225H228ZM53 223H54V222H53ZM68 223H73V222L69 220ZM143 223H144V222H143ZM148 223H146V225H147L146 228H148ZM155 223H157V221H156ZM161 223H162V222H161ZM166 223L164 224V222H163L164 225H167ZM57 224H59V222H58ZM60 224H61V223H60ZM65 224H66V221H65ZM73 224H74V223H73ZM180 224H181V223H180ZM219 224H221V223H219ZM54 225H55V223H54ZM151 225H152V224H151ZM151 225H150V226H151ZM154 225H155V224H154ZM158 225H159V224H158ZM158 225H157V226H158ZM160 225H161V224H160ZM169 225H170V224H169ZM169 225H168V226H169ZM216 225H218V224H216ZM50 226L52 227L53 224H52V225L50 224ZM56 226H57V225H56ZM61 226H64V224L61 225ZM81 226H82V225H81ZM152 226H153V225H152ZM152 226H151V227H152ZM174 226H175V225H174ZM218 226L221 227V225H218ZM218 226H216V227H218ZM224 226L227 227L225 224H224ZM224 226H223V227H224ZM66 227H67V225H66ZM70 227H71V226H70ZM143 227H144V226H143ZM180 227H181V226H180ZM57 228L59 229V226H58ZM63 228H64V227H62V229H63ZM72 228H74V227L72 226V227L69 228V229H72ZM78 228H79V227H78ZM159 228H160V227H159ZM162 228H163V226L161 227V229H162ZM165 228H166V227H165ZM169 228H170V227H169ZM171 228H172V227H171ZM171 228H170V230H171ZM174 228H175V227H174ZM221 228H222V227H221ZM221 228H219V229L221 230ZM55 229H56V228H55ZM65 229H66V228H65ZM148 229H149V228H148ZM172 229H173V228H172ZM178 229H180V228H178ZM217 229H218V228H217ZM63 230H64V229H63ZM84 230H86V228H84ZM145 230H146V229H145ZM153 230H154V229H153ZM165 230H166V229H164V231H165ZM173 230H174V229H173ZM223 230H224V229H223ZM65 231L67 232L68 230L66 229ZM71 231H72V230H71ZM147 231H149V230H147ZM154 231L157 232L156 229H155ZM160 231H161V230H160ZM160 231H159V232H160ZM167 231H168V230H166V234H167ZM149 232H152V231H149ZM220 232H222V230H221ZM224 232H225V231H224ZM62 233H63V232H62ZM68 233H69V232L64 233L65 236L68 235ZM85 233H86V232H84V234H85ZM160 233H161V234H162V233L165 234L164 232H160ZM60 234H61V233H59L58 236H59V237L61 238V240L63 241V239H62L63 236H61ZM72 234H73V233H72ZM161 234H160V235H161ZM166 234H165V235H166ZM171 234H172V233H171ZM173 234H174V233H173ZM176 234H179V233H176ZM222 234H223V233H222ZM224 234H225V233H224ZM239 234H241V233H239ZM62 235H63V234H62ZM153 235H155V234H153ZM179 235H180V234H179ZM179 235H178V236H179ZM69 236H70V235H69ZM71 236H72V235H71ZM71 236H70V237H71ZM151 236H152V235H151ZM156 236H157V234H156ZM168 236H169V235H168ZM219 236H220V234H219ZM66 237H67V236H66ZM158 237H161V236H158ZM171 237H173V236L171 235ZM181 237H184V236L182 235ZM224 237H225V235H224ZM224 237H223V238H224ZM60 238H59V239H60ZM71 238H72V237H71ZM73 238H74V241H75V243L73 242V243H74V246H75V245L77 246V248H75V249L77 250L76 253H77L79 256H83V257H85V258H90V259H92L93 257H95V255H96V253H95V251H94L95 248H94V249L92 248V246H91L92 244L90 245V244L85 240L84 235H83L80 231H78V230H74V236H73ZM86 238H87V236H86ZM161 238H162V237H161ZM163 238H164V237H163ZM167 238H168V237L165 236V239H167ZM186 238H187V240L189 239L188 237H185V239H186ZM217 238H218V235H217ZM220 238H221V236H220ZM65 239H66V238H65ZM89 239H91V241L93 240L92 237L89 238ZM170 239H171V238H170ZM173 239H174V237H173ZM173 239H172V243H173ZM175 239H176V238H175ZM175 239H174V240H175ZM242 239H243V238H242ZM66 240H67V239H66ZM157 240H158V239H157ZM159 240H160V238H159ZM167 240H168V239H167ZM237 240H238V239H237ZM240 240H241V239H240ZM243 240H244V239H243ZM64 241H65V240H64ZM91 241H90V242H91ZM151 241H152V240H151ZM163 241H164V239H163ZM177 241H179V238H178ZM177 241H176V242H177ZM180 241H181V239H180ZM180 241H179V242H180ZM188 241H189V240H188ZM65 242H66V241H65ZM92 242H95V241H92ZM155 242H156V241H155ZM160 242H161V240H160ZM170 242H171V241H170ZM170 242H169V243H170ZM181 242L183 243L184 241L182 240ZM190 242H191V240H190ZM190 242H188V243H190ZM152 243H153V242H152ZM174 243H175V242H174ZM174 243H173V244H174ZM194 243L196 244V242H194ZM194 243H193V244H194ZM69 244H70V243H69ZM69 244H68V245L65 244V245H66L67 247H70ZM153 244H154V243H153ZM158 244H159V243H158ZM156 245H157V243H156ZM156 245H155V246H156ZM163 245H164V244H163ZM167 245H168V244H167ZM175 245H176V244H175ZM186 245H188V244H186ZM186 245H185V246H186ZM190 245H191V243H190ZM190 245H188V247H187V251H186V252H187V255H190V254H189V253H190V252H189L190 250L188 251V249H190V248L193 246V245H192V246L190 247ZM200 245H201V244H200ZM227 245H228V244H227ZM97 246H98V245H96V247H97ZM194 246H195V245H194ZM194 246H193V247H194ZM198 246H199V245H198ZM201 246H202V245H201ZM189 247H190V248H189ZM193 247H192V248H193ZM196 247H197V244H196ZM70 248H71V249L68 248V250H74L72 247H70ZM97 248H98V247H97ZM97 248H96V249H97ZM169 248H170V247H169ZM183 248H186V247L183 246ZM98 249H99V248H98ZM185 250H186V249H184L183 251H185ZM192 250H193V249H192ZM192 250H191V251H192ZM204 250H206V247H205V249H204V247H203V251H204ZM194 251H195V247H194ZM194 251H193V252H194ZM71 252H72V251H71ZM175 252H177V251H175ZM193 252H192L193 256H194L195 252H196V254H197V250H196L194 253H193ZM204 252H205V251H204ZM72 253H73V252H72ZM97 253H98V251H97ZM101 253H102V252H101ZM101 253L99 252V255H100ZM179 253H180V252H179ZM208 253H210V252L208 251ZM212 253H213V252H212ZM212 253H210V255H211ZM204 254H205V253H204ZM214 254H215V253H214ZM217 254H218V253H216V255H217ZM97 255H98V254H97ZM99 255H98V256H99ZM180 255H181V254H180ZM205 255H206V254H205ZM205 255H204V256H205ZM216 255H214V256H216ZM100 256H101V255H100ZM178 256H179V255H178ZM197 256H198V255H196V258H198ZM211 256H212V255H211ZM219 256H220V254H219ZM219 256H216V257H217V258L219 259V261H220V257H219ZM187 257H188V256H187ZM201 257H202V255H201ZM212 257H213V256H212ZM221 257H222V256H221ZM183 258H184V256H183ZM189 258H190V257H189ZM203 258H204V257H203ZM217 258H214V259L217 261ZM81 259H82V258H81ZM95 259H96V258H95ZM185 259L188 260V258H185ZM190 259H191V258H190ZM204 259H205V258H204ZM206 259H207V258H206ZM223 259H224V258H223ZM78 260H79V258H78ZM87 260H88V259H87ZM82 261H83V260H81V262H82ZM189 261H190V260H189ZM203 261H204V260H203ZM205 261H206V260H205ZM205 261H204V262H205ZM226 261H227V259H226ZM96 262H97V261H96ZM187 262H188V261H187ZM196 262H197V260H196ZM222 262H223V261H222ZM84 263H87V262L84 261ZM191 263H193V261H192ZM226 263H227V264H228V263H232V264H233L232 261H231V262H228V261H227V262H225V264H226ZM206 264H207V263H206ZM208 264H211V263H208ZM261 264H262V263H261Z\"/></svg>", "mask_w": 264, "mask_h": 264}]
</instances>
